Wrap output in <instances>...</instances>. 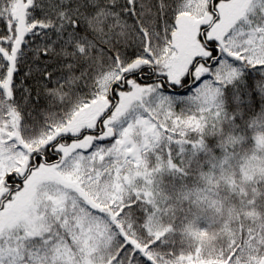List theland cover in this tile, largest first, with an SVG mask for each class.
<instances>
[{"label":"snow or ice","instance_id":"1","mask_svg":"<svg viewBox=\"0 0 264 264\" xmlns=\"http://www.w3.org/2000/svg\"><path fill=\"white\" fill-rule=\"evenodd\" d=\"M0 264H264V0H0Z\"/></svg>","mask_w":264,"mask_h":264}]
</instances>
